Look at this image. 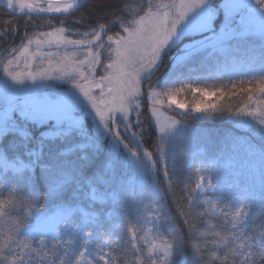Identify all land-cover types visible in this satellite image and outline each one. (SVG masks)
Listing matches in <instances>:
<instances>
[{
	"label": "snow or ice",
	"instance_id": "snow-or-ice-1",
	"mask_svg": "<svg viewBox=\"0 0 264 264\" xmlns=\"http://www.w3.org/2000/svg\"><path fill=\"white\" fill-rule=\"evenodd\" d=\"M0 6L26 18L0 36V192L23 193L0 198V264H264V0ZM217 118L220 139L196 127ZM105 220L122 258L93 245Z\"/></svg>",
	"mask_w": 264,
	"mask_h": 264
},
{
	"label": "trees",
	"instance_id": "trees-1",
	"mask_svg": "<svg viewBox=\"0 0 264 264\" xmlns=\"http://www.w3.org/2000/svg\"><path fill=\"white\" fill-rule=\"evenodd\" d=\"M94 2V0H93ZM25 19H20L19 15L17 16H9V13L5 10L4 7L0 6V36H4L6 32L9 30V24H11L13 27H19L21 33H23L25 29ZM34 25H44L46 26V22L42 20H35L32 22ZM53 23H59L58 21H53ZM19 36L16 37V44H13L12 46H17L19 44ZM12 37L6 36L4 41H0V50H2L4 47H7L11 44ZM2 67L3 65L0 64V78H2ZM221 82L219 81H209L207 85L200 84L199 87H208L209 90H212L214 87H218ZM226 83V81H224ZM213 103H216L218 107H223L225 109L231 108V110L235 111L238 109V106H243V104L246 102L245 100V94L241 93L239 96H231L230 94L225 96L223 99L219 98V96L212 99ZM179 119V117H177ZM235 119V118H232ZM197 128H202L204 130L210 131L214 137L217 139H220L223 137L228 131H230L233 127L231 123V119L228 118H217L214 120H205L199 123H196ZM239 134H245L242 130H240ZM197 147H193V151H195ZM185 159H181V157L178 155L176 157V167L177 170L181 173V175H184V165H185ZM6 184H8L7 181H5ZM176 181L173 180V186H175ZM160 188L163 191L165 189V184L163 182V179H161ZM14 196H23V193L17 192L14 185L9 184L7 190H3L0 192V198L7 199L9 195ZM167 196V199L165 201L161 202V206L166 205L167 210H170L171 218H172V224L171 227H183L182 221L179 217L176 215V205L172 202L171 196L167 193L165 194ZM26 211V209L22 208L21 212ZM82 222V220H81ZM105 226L109 228V234L104 236L103 238L97 234L93 237V245H100L102 241L108 240L112 244V253L114 256H118V258H122L123 254L121 253V248L125 244V238H124V232L123 230L118 231H112V225L114 221H104ZM94 225L90 224V230L91 227ZM68 238V237H66ZM92 245H90L91 247ZM75 248L82 250V246L80 241H78L75 245ZM190 255V254H189ZM78 258V257H77Z\"/></svg>",
	"mask_w": 264,
	"mask_h": 264
},
{
	"label": "rangeland",
	"instance_id": "rangeland-1",
	"mask_svg": "<svg viewBox=\"0 0 264 264\" xmlns=\"http://www.w3.org/2000/svg\"><path fill=\"white\" fill-rule=\"evenodd\" d=\"M213 98H215V97L209 98L207 100V102L208 103H213L212 102V99ZM177 99L181 103H185V104L189 105L190 107H192V106L195 105V103H197L199 101L200 96L197 93H193V94L183 93L180 96H178ZM165 111L167 112V109H165ZM242 131L245 132V134H240V135H242V136L248 135L247 130H242ZM199 151H200V148H197L194 152H199ZM197 159H207L208 162L211 163V158L210 157H207V156H198ZM0 178H2V177H0ZM101 244L104 247L105 253H107L109 255H113V253H112V251H113L112 244L108 240L102 241Z\"/></svg>",
	"mask_w": 264,
	"mask_h": 264
}]
</instances>
